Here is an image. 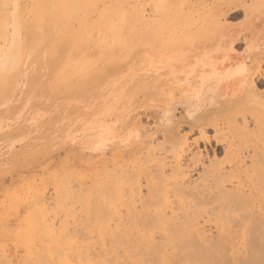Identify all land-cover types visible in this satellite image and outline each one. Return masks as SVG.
Wrapping results in <instances>:
<instances>
[{"label": "rangeland", "instance_id": "1", "mask_svg": "<svg viewBox=\"0 0 264 264\" xmlns=\"http://www.w3.org/2000/svg\"><path fill=\"white\" fill-rule=\"evenodd\" d=\"M13 1L15 0H0V19H2L0 20V45L5 44L4 42L7 40V35H9L10 24L12 21L11 17H13L16 7L20 22L24 19L25 22L30 23L32 19L30 15L33 14L34 16V14L38 12L37 6L44 2V0ZM56 1L57 0H45L47 4H55ZM65 1H70L68 3V15L64 16V18L62 17V20H67L68 25L66 24L65 26V22L61 21L58 23V20H55L53 23V26L55 25V32L48 33V25L45 23V20L38 24L35 21L34 24L38 27V31H40L39 34L41 35L39 36L44 40L47 39V41H45L47 45H45L46 48L44 49L45 53L43 55H46L44 56V68L42 70L45 75V80L42 79L40 84L33 83V81L29 84L27 83L24 88L20 87V92L16 90L10 92L9 88L8 90L0 88V99L3 98V100H6L5 104H3L0 108V264H2V262L6 264H47L48 261L45 260L47 259V256L50 258L48 260H52V262H49L50 264H54L53 262L55 260V263L61 264L63 259L65 260L62 261V264H69V258L71 261L70 264H72V262L73 264H107L109 262V264H112L111 256L113 257L117 254L120 255L121 249L124 247V243L135 244L134 242H136L138 245L145 248L152 245L154 242L156 244V241L158 244L159 239L162 241L163 237L166 238V233L171 235V233L174 232L172 230L173 227L166 232L167 229L162 230L161 227L158 228L156 225L152 224V226L150 225L151 227L147 226L146 228V225L142 226L143 223L140 222L142 224L141 225L137 222V218H139L138 214L140 216L147 214L149 211L153 215V202L148 201L144 204L143 202L136 200L137 202L135 201V203L130 202V210H127V207L124 205V201L122 199L126 198V194L128 193L126 188H124L125 190L116 188L114 193L115 198H111L109 194L106 193L109 191L110 187V172L109 170L107 171V169L111 166L110 162L112 159L117 160L118 162H116L115 166H117L120 162L119 166H117L114 171L116 172L118 168H121L125 173L129 172L128 174H131L130 171L132 170V176L129 175L130 177H133V174L135 175L137 170L141 173V170L146 169L148 166V163L145 161L133 163L128 153H125L122 150V147H115L118 150L113 154H110L111 151L109 148L95 149V141L103 139L106 132H108L107 135L110 134V131L106 129L108 125L105 121L106 119L104 118L107 116L108 108L110 106L111 108L113 106H120L119 103L114 102L112 96H115L120 89L127 91L129 95V98L125 102L126 105H128L127 116L125 117L126 122L125 124L118 123L117 125V128H119L120 131H125V141L127 144H135V136H139V138L146 140V142L148 139L151 140V136L154 140V144H159V142L163 141L162 134L164 133L167 135L176 133V137L178 136L176 139L179 138L180 140H183V137L187 136L189 141L192 138L197 137L198 131L190 132L189 124H192V117H188L185 111L195 107L193 102L199 97L202 98V96H204L203 92L205 89H207V91L220 90V94H223L228 90V86L231 85V83L228 85V81H224V79L228 74V71L234 67L233 64L238 66V69H241L246 68L245 65H249L253 59L264 60V42L259 45L257 50H251L246 45L247 39L251 36V29H248V27L244 24L249 23V15L246 12V8L250 7L249 5L251 0H88V2H94V6L93 3H86V6H88L87 8L90 7V9H87L84 5L79 11H75V15L73 13V19H71L73 17H71L72 8L77 10L76 3L81 0H63L62 2ZM85 1L83 0L84 3ZM180 1L181 3H179ZM101 5L102 8L100 9L99 7ZM92 7H94L97 12H95ZM157 8L158 11H156ZM111 9L113 10L110 11ZM162 10H164L163 13H161ZM110 12L111 14H109ZM96 14L98 15L97 17H95ZM122 15L124 17H122V22L120 21L118 23L117 21L119 20L114 21V19H119V16L121 17ZM93 17L97 19H95L94 22L92 21V23L89 22L91 19H94ZM104 17L107 18L103 20ZM110 17L112 20L109 19ZM143 17L146 19L143 20ZM107 19L110 20V24H112V26H115H109V20ZM95 22L97 23V26L91 32V29L96 24ZM114 22L116 23L114 24ZM145 23L146 25L144 27L143 24ZM20 24H22V22ZM116 24H119V32H116ZM107 25L108 27L106 30ZM262 25H264V23ZM262 25L259 26V32L254 36L255 40L260 39V37H263L262 40H264V28ZM142 26L144 27V30L142 29ZM221 26L226 28L225 32L229 33V35L232 31L236 32L235 35L237 34L238 38L233 41L231 40L232 49L231 51L229 50L230 56L228 57L231 61H228L226 66H220L221 55L207 53V50L214 47L221 39L220 37L222 36L216 34L217 29ZM100 29L101 32L99 33ZM138 29L140 30V33ZM177 29L181 31V34L180 32H177ZM255 29L257 28H254V30ZM21 30L23 33L24 29ZM142 30L144 33H141ZM108 31H110V33ZM171 31L174 33L176 32L177 36L180 34V36L177 38V36ZM115 32L118 34L116 35L117 37L114 35ZM146 32H150V35L147 34L149 35L147 36ZM74 33H76L75 39L73 36ZM80 33L82 35L81 39L84 41L80 40ZM89 33L91 36L90 38ZM243 33L244 35H242ZM3 34L6 35V37L3 36ZM86 34L89 39H84ZM140 34L141 38L139 39L137 36ZM129 36L131 37L128 39ZM91 38L93 40H91ZM95 38H97V40H95ZM157 39L162 41H160V43H156L159 42ZM72 41L74 45H72ZM166 41L167 43H170L167 44ZM187 41H191L196 44L188 46L187 53L184 52L186 54H177L175 59L169 62L167 61L168 64L170 63L169 66L172 65V62H174L172 66L175 69V73L167 75L164 69H155L152 67L153 62L156 61L153 56L156 55L158 57L157 60L160 61L166 54H170V48ZM171 42H173V44ZM133 44H136L138 48L134 50L135 53L132 55L131 60H125L126 56L132 53L129 52V48ZM87 46L89 47L87 48ZM76 47L78 49L80 48L79 51ZM137 49L139 50L137 51ZM143 49H146L145 51L148 52L145 54L147 57L146 59L145 56L142 55L143 51L139 52ZM155 49H157V51H154ZM80 52H83V56ZM205 54H207V58L213 63V66H206V63L204 62V64H200L201 59L199 58L204 59ZM33 55H37V53ZM67 55L74 56V59L76 58L78 61L83 57L84 61H87L88 59V62L90 63L88 65L87 63L84 64V62H82V65L79 64L81 65L80 68L77 66L80 61L78 62L76 60L77 63L71 71L66 70L61 74V71L57 69L63 64L65 56ZM167 57L169 58L170 55ZM96 58L100 62L102 61V63L99 61L94 63L89 61ZM92 64L94 65L92 66ZM74 68L76 70L80 69L75 71ZM202 69L205 75L204 78L195 80L194 75L199 74ZM183 74L187 77L193 76L191 82L193 85H198V89L192 95V97L196 98H193V100L190 99L192 103L191 105H187L188 100L184 101L183 99H179V92L184 91L182 88L184 87L182 86ZM55 75L62 77L60 82H53L54 79L52 77ZM64 75L67 78H65ZM9 76L10 74H5L3 76L0 75V84L3 83ZM3 78L5 80H3ZM260 80L262 79L255 78L253 83L254 85L252 84L255 88L257 97H253L252 102L241 103L239 107L240 109L238 111H243L242 113L245 114L244 123L241 120V114H237L233 117L237 123L236 129H231L230 131V135H235L237 138V140L234 141L233 151H236L235 149H239L241 152V158H247V155H251L252 149H255L257 157L261 160L264 159V81ZM235 84L236 82L233 85ZM30 91L34 93L36 92L37 95L35 98L31 99L27 97V94ZM249 92L250 91L245 92V95L240 94L242 97L238 96L235 99L241 100L244 96L248 95ZM14 94H18L19 98L14 99L12 97ZM83 95L87 96L84 101H80L78 97ZM7 96H10L9 100L5 98ZM87 97H90V100H88ZM112 102H114V104ZM213 109L214 108H209L204 111H210ZM232 109L233 106L224 112H229V110ZM113 113H115L114 115H117L118 111H114ZM167 116H169L171 118L170 121H172L167 128H164L158 124V119L164 121L163 119ZM128 130L130 131L131 139H128L130 136L127 135ZM206 134L208 136H212L213 131L208 128L206 130ZM172 141L173 140H166L164 145H166V143L171 144ZM212 146L213 149L217 148V150H219L220 148L213 142ZM196 149L197 148L193 145L192 151H195ZM201 149H203V143L199 144V150ZM122 155L124 156L121 157ZM158 155L166 156V160L172 159V153L170 154V152L164 153L163 151H160V154H157V156ZM122 158H124L125 161L127 160L126 162L124 161L123 166H121V162L123 160ZM209 158H212L211 151H209L207 156L203 157L202 161L204 165L208 164L210 160ZM216 158L223 159L224 153L220 151L216 155ZM246 158L244 161L245 166L242 165L240 169H248L246 172L248 174L245 172L241 173V176L243 175L241 181L250 182L249 179H251V181L253 180L254 182L256 175H254V177L252 172L249 171L251 168L248 166L249 161L247 160L248 158ZM259 163L257 164L259 170L264 169V165H259ZM128 164L129 166H127ZM124 166H126V168ZM225 168L228 169L227 166ZM114 171L113 173H115ZM118 172L119 171H117V173ZM138 172L137 174H139ZM199 173L200 168L190 172V178L188 179L192 182L188 181L190 185H193V180H197ZM117 175L118 174H116V176ZM247 179L248 181H246ZM141 184L144 187L143 179H141ZM235 184L236 183H234V185ZM225 187L230 188L231 185L229 186V184H227ZM244 190L246 194L248 192L246 190L248 189L244 187ZM144 191L145 190L142 189V194L145 193ZM93 192L95 195H92ZM106 196L108 199H105L107 198ZM173 198L175 197H171L170 199L173 200ZM234 204L235 203L230 205L229 203L231 206V212L229 211L227 214L229 213L231 216L234 214L233 217L236 216L235 218L238 221L232 217L233 221L236 220L238 222L237 224L241 225V228L240 225L237 226L235 223V229V227H233V223L229 222L225 224L226 226L224 225L225 227L221 226V224L224 221H227L230 217H227L226 213L225 217L227 220H224V217L220 215V218H223H221L220 221L218 220L219 222L213 221V217L214 219L217 217L216 221L217 219H220L217 215L221 213L219 210H216V217L211 215L210 211L207 210V207L209 208L210 205H207V207L204 208L206 210L201 208V210H195L196 212L189 209L187 217L192 220V222H190L192 223V227L187 226L186 222V224H179L177 227H179L182 231H179L178 228V235H176L177 231L175 232L176 234L173 233L172 235L177 236L176 239H172L169 236L170 241H167L170 244L166 241V239L164 243L162 242V244H166L165 242H167L170 247L168 244L163 246L159 243L160 247L167 252L173 251L175 250V246L177 249L178 245L180 246L182 243L185 244L187 240L188 242L186 243L188 244L191 240H197L198 233H200L204 236V239L208 237L210 239L208 238V241L207 239H203L204 244H201L200 242L197 243L202 246V248H205L203 246L207 247L209 244L211 245L210 248L208 246L207 249H202L199 245H196L197 248L196 246L185 245L189 247H187L188 250L186 248L185 250H187L188 256L195 259L197 262L199 261V257H197L195 252L200 251L202 254L203 252L204 254H210V258L208 255L206 256L209 259L208 261H202L201 259V264H228V262H231V264H240L237 260L239 261L243 258L250 257V255L247 256L248 254H246V252H250L247 250H245L246 252L244 251L246 247H249L252 254H256L258 258L262 257V261H259L261 259H257V261L264 264V251H262L264 250L262 249L264 247L261 248V246H264L262 244L264 242V221L260 219V223L258 225L262 223V226H256L258 234H261L260 236H262L259 237L261 240L256 238L254 235H251L252 233L249 232L248 233L251 235L249 239L246 237L247 239L245 238V240H243L245 237V230L242 228L243 226L241 222H243L242 218H245L246 214L243 211L238 213L237 208L241 210L240 205ZM151 205L152 207H149ZM174 205L176 207V204ZM96 206L98 209H95ZM105 206L107 209H105ZM249 206L250 203H248V208L250 209L248 210L252 212L253 215H255L253 212L258 213L257 216L259 218L260 214L257 208L259 209V206H262L261 208L264 209V200L261 198L260 200L255 201L253 204V207L255 208L251 205L253 209ZM101 208H103V210ZM99 209L102 210L101 217ZM109 209L111 210L109 211ZM143 209L145 212L142 213ZM95 210L96 212H93ZM107 211L109 212V215L105 213ZM150 213H148L147 216H149ZM181 215L182 214L179 216ZM241 215L243 217H241ZM166 216H169V214L167 213ZM135 217L137 218L135 219ZM182 217L183 216H181V218ZM245 219L247 220L248 218L246 217ZM252 220H254V217ZM214 223L219 225V227L216 224L213 225ZM185 226H187V228L189 227V229L187 230ZM212 226H214L215 229ZM185 228L186 230H184ZM231 229H233V234L236 233L235 235H232V231L230 232ZM245 229L247 228L245 227ZM251 230H253V228L249 229L250 232ZM61 231L64 232L62 233ZM247 231L245 232L247 233ZM100 233L102 234L100 235ZM150 233H155V235H151ZM216 233L219 234L216 236ZM229 233H231V237L233 236L231 240H229V238H231ZM116 234H118L119 237H115ZM128 234L132 235L131 238ZM61 235L68 237L65 238ZM192 235L195 237H191ZM223 235L224 239L222 238ZM94 236L97 237L95 238ZM113 236L117 238V241L123 242L115 243L114 246L113 243L116 239ZM179 236H181L182 239L179 238ZM215 236L219 238L215 239L218 243H216L213 239ZM62 237L65 238V241H59L57 239H61ZM106 238L110 241V243L107 242L108 240ZM71 239L72 241L75 240L74 243ZM239 239H241V241H239ZM174 240L177 242V245ZM257 240L262 241V243L260 242L261 249L259 248L260 244L257 245L258 243L253 246V242H257ZM251 241L253 242L251 243ZM143 242L144 244H142ZM227 242H230L233 246ZM78 244L83 245L79 246ZM137 244H135V246H138ZM213 244L218 245L217 247H222L220 248L222 250H217L218 248H216L215 245L214 247ZM59 245L60 247H58ZM212 246L214 250L216 249V252H211ZM66 247L68 249H66ZM166 247H169V249L167 250ZM44 248H46V250ZM61 249L62 251L60 252ZM107 250L112 252L111 256L107 253ZM66 251L68 252V256L71 253L70 256L72 258L67 256ZM96 251L98 252L97 255H95V253H97ZM221 251H223L224 255H226V252L229 254H227L226 257L230 259L228 260L225 258L227 260L226 262L223 260L224 257L219 256V252L222 253ZM191 252L195 253L196 256H193L194 254ZM61 253H63L62 258L57 256V254L61 255ZM45 254L47 255L46 257ZM74 254H76L77 257L74 256L75 258H73ZM86 254L90 256H87ZM150 254L151 253H149V255ZM204 254L202 255L203 259L206 258ZM214 255H216V259L219 257V260L214 259ZM232 255L235 257H232ZM237 256L242 259H237ZM25 257L26 259H24ZM57 258H60V262ZM105 258H109L110 261L107 260L109 262L106 261L103 263ZM221 258L222 260H220ZM250 259V261L247 259L246 261L251 264H253L252 262H254V264L257 263L256 260H253V256H251ZM89 260H92V262H89ZM170 260L175 261H172V264H183V261L178 262L179 259H177L176 256L173 259H167V264H171ZM149 262H153V259ZM184 263L193 264L194 262H190L187 259ZM242 263H244L243 260Z\"/></svg>", "mask_w": 264, "mask_h": 264}, {"label": "bare ground", "instance_id": "2", "mask_svg": "<svg viewBox=\"0 0 264 264\" xmlns=\"http://www.w3.org/2000/svg\"><path fill=\"white\" fill-rule=\"evenodd\" d=\"M62 1L63 0H57L55 2V4H52V3L51 4H47V2H45V0H44V2L41 5L37 6L38 12L36 14H34V16H33V14L30 15L32 17L30 23L25 22L24 19H22V21H21L22 24H20L21 22L19 20L18 12L16 11V9H17V7H16V9L14 10V15H13V17H11V20H12L11 21V24H10V31L11 32L9 31V35H7V40L5 39L6 41L4 42L5 44L0 45V75L3 76L5 74L6 75L10 74V76L6 80L3 78V80H5V81L0 84V88L1 89L8 90V88H9L10 89V92L13 91V90H16V91L20 92L21 91L20 87L24 88V86L27 85V83L29 84L30 82L33 81V83L40 84L42 82V79L45 78L44 72H42V70L44 68L43 61H44V56L46 54L45 55H43V54L45 53L44 52V49L46 48L45 45H47V43L45 41H47V39L44 40L43 38H41L39 36V35H41V34H39L40 31H38V27H36V25H34V24H35V21L38 24V23H41V21L45 20L46 21L45 23L48 25L47 26L48 33L55 32V25L53 26V23H54L55 20H58L57 21L58 23H60L61 21L65 22V26H66V24L68 25L67 20H62V17L64 18V16L68 15L67 14L68 13V3L70 1H68V2L67 1L62 2ZM90 1H92V0H90ZM90 1L88 2V0H86L85 3H84L83 0H81V1L77 2L76 3L77 6L75 4L77 10H75L74 8H72L71 17L72 16L73 17L71 19L74 18V15L76 14V12L79 11L81 8H83L84 5L87 8L88 7V6H86L87 4L93 3V6H94V2H90ZM107 1H105V2H107ZM160 1H158V2H160ZM13 2H16V0L13 1ZM100 3H101V1H100ZM179 3H181V1ZM16 5H18V4H16ZM102 5L99 7L100 9L102 8ZM249 6L250 7L246 8V12L249 15V18H248L249 19L248 20L249 23L244 24V25L247 26L248 29H251V36H250L249 39H247L246 45L251 50H257L258 47H259V45L262 42H264V40H262L263 37L262 38L260 37V39H256V40L254 38L255 34H257L259 32V29H260L259 26H261L264 23V0L263 1L262 0H251ZM110 7H112V6H110ZM92 8H93V10L95 12H97L94 9V7H92ZM137 8H139V7H137ZM158 8H159V6H158ZM158 8H157L156 11H158ZM87 9H90V7L87 8ZM87 9H85V10H87ZM97 10H98V8H97ZM112 10L113 9H111L110 11H112ZM116 11H118V10H116ZM163 11L164 10H162L161 13H163ZM12 12H13V10H12ZM132 12H133V10H132ZM134 12H136V11H134ZM139 12H140V10H139ZM144 12H145V10H144ZM73 13H74V15H73ZM109 14H111V12ZM2 15H3V13H2ZM24 15H25V13H24ZM119 15H120V13H119ZM97 16L98 15L96 14L95 17H97ZM122 17H123V15L121 17L119 16V19H114V18L113 19H114V21L119 20V21H117L119 23L120 21L121 22L123 21V18L124 17L123 18ZM105 18H107V17H104L103 20H105ZM137 18H138V16H137ZM95 19H97V18H94L93 20L91 19L89 22L92 23V21L94 22ZM109 19H111V17ZM109 19H107V20H109ZM145 19L143 17V20H145ZM252 19H254V20H252ZM0 20H2V19H0ZM37 20H40V21H37ZM136 20H138V19H136ZM199 20H200V18H199ZM199 20H198V22H199ZM87 21H86V23H87ZM115 23L116 22H114V24ZM109 24H110V20H109ZM116 25H117V30L116 29L115 30H116V32H119L118 31L119 30V28H118L119 24H116ZM143 25L145 27L146 23L143 24ZM96 26H97V23L91 29V32L95 29ZM109 26H112V24H110ZM114 26H112V27H114ZM120 26H122V25H120ZM249 26H250V28H249ZM107 27H108V25L106 26V30H107ZM144 27L142 28L143 30H144ZM262 27L264 28V25H262ZM98 28H99V26H98ZM101 28H103V27H101ZM150 28H151V26H150ZM254 28H257V29L254 30ZM21 29H24V32L23 33H22V30ZM41 29H42V27H41ZM174 29H175V27H174ZM179 29H180V27H179ZM6 30H7V28H6ZM143 30H142L141 33H144ZM145 30H146V28H145ZM132 31H134V30H132ZM138 31L140 33V30L139 29H138ZM225 31H226V28H224L222 26L217 29L216 34H219V36H222V37H220L221 39L219 40V42L214 47H212V48H210V49L207 50V53L208 54H210V53L212 54L213 53V54H219V55H221V58H220L221 65L220 66H226L227 63H228V61H231V59L228 58L230 56L229 50L231 51V49H232L231 48L232 47V41L238 39L237 38V34L235 35L236 32L232 31V33H230V35H229V33L225 32ZM100 32H101V29L99 30V33ZM108 32L110 33V31H108ZM116 32L114 33L115 36L118 35V34H116ZM171 32L174 33L173 31H171ZM177 32H180V34H181V31L178 30ZM90 33H89V38L91 37L90 36ZM147 34L150 35V32L149 33L146 32V35ZM174 34L176 35L177 33L175 32ZM180 34L178 36H180ZM75 35H76V33L73 34L74 39L76 38ZM80 35H81V33H80ZM149 35H147V36H149ZM242 35H244V33ZM3 36L6 37V35H4V34H3ZM85 36H84V39L87 38V34ZM107 36H108V34H107ZM178 36H177V38H178ZM96 37H97V34H96ZM130 37L131 36H129L128 39ZM81 38H82V35L80 37V40H82ZM89 38H87V39H89ZM93 38H94V36H93ZM107 38H109V37H107ZM137 38L140 39L141 38V34L138 35ZM170 39H171V37H170ZM91 40H93V39L91 38ZM95 40H97V38H95ZM114 40H116V39H114ZM187 40H189V39H187ZM82 41H84V40H82ZM158 41L159 42H156V40H155L156 43H160V41H162V40H158ZM132 42H133V40H132ZM166 43H167V41H166ZM169 43H167V44H169ZM171 43L173 44V42H171ZM192 44H196V43H193L191 41L190 42L187 41V42H183L182 44L175 45L174 47L170 48V52H169L170 54H168V55H170V57L168 58L167 57L168 55L166 54L162 58V60H160V61L157 60L158 57L156 55L153 56V57H155V60L156 61L153 62L152 67H154L155 69H159V68L160 69H164V71H165V73L167 75L168 74H171V73H175V69L172 66L174 64V62H172V65H170V66H169L170 63L168 64V62L171 61V60H173V59H175V57H176L177 54H180V53L186 54L187 53V47L190 46V45H192ZM41 45H44V46H41ZM72 45H74L73 41H72ZM132 46H133V48H132ZM132 46H130V48H132V49L129 48V50H130L129 52H132V53L131 54H128L126 56L125 60H127V59L128 60H131L132 59V55L135 53L134 50L136 48H138L136 44H133ZM72 47L75 48L74 46H72ZM72 47H71V49H72ZM88 47L89 46H87V48ZM79 49H78V51H79ZM138 50L139 49H137V51ZM145 50L146 49H143V50H140L139 52L143 51L142 52V55L145 56V54L148 53ZM154 51H157V49H155ZM184 52H186V53H184ZM35 53H37V55H33ZM80 54H82V56H83V52H80ZM146 58L147 57L145 56V59ZM199 59H201L200 60L201 61L200 64H202L204 62V63H206V66H209V67L210 66H213V63L210 62V60H208L207 54L204 55V59L203 58H199ZM76 60L78 61V59H76V58L74 59V56H72V55L65 56V61L60 66V68L58 67L57 70H60L61 71L60 72L61 74H62V72L66 71V70L71 71L72 68L74 67V65L77 63ZM79 61H78L79 63L77 64L78 67H80L82 65V62H84V64L87 63L88 65L90 63V62H88V59H87V61H84L83 57H82V59H79ZM89 61H91L92 63H94V62H97L99 60L96 58V59L89 60ZM100 63H102V61ZM79 64H81V65H79ZM93 65L94 64H92V66ZM214 65H216V64H214ZM216 66H218V65H216ZM233 66L234 67H232V69H230L228 71V74L226 75V77L224 79V81H228V85H230V83H231V85L228 86V90L225 93L220 94L221 93V92H219L220 90H218V91L217 90H208L207 91V89H205V91L203 92L204 93V96H202V98L199 97L197 100H195L193 102V105L195 107H193V109H190V110H186L185 111L186 112V115L188 117H190V116L192 117L191 118L192 124H189L190 125L189 126L190 132H192V131H198L197 137H194V138H192L189 141H188V137L187 136L183 137L184 138L183 140H180L179 138L176 139L178 137V136L176 137V133H172V134H168V135L164 133V134H162L163 141H161L162 143L159 142V144H154V140H153V138H151V136H150V139L151 140H149L148 139L149 137H148L147 139L149 141L147 140V142H146V140H144V139L142 140L141 138H139V136H135L134 137L135 138L134 139L135 140V144H129V143L127 144L126 141H125V134H126L125 131H120L119 128H117V125H118V123L119 124H125V122H126L125 117L127 116V111H128L127 106L128 105H126L125 102L129 98V95H128V92L127 91H125L123 89H120L115 94V96H112V98L114 99V102L119 103L120 106H121V108H120V106H116V107L113 106L112 108L110 106L108 108L107 116H105L104 118L106 119L105 121H106V123L108 125V127H106V129H108L110 131V134L107 135L108 132H106L105 133V136L107 135L106 137L104 136L103 139L96 140L95 141V149L97 150V149H101V148H109L110 151H111V153L110 152L109 153L110 154H113V153L117 152V150H118L115 147H122L123 148L122 150L125 153H128V155H129V157H130V159L132 160L133 163H137L138 161H141V162L142 161H145V162L148 163V166H147L146 169H142L141 170V173H139L140 171L138 172V170H137V172L139 174H137V172H136L135 175L133 174V177H130V176H132V172H131L132 170L130 171L131 174H128L129 172L128 173H125L124 170L121 169V168H118L117 169V171H119L118 173H117V171L115 172L114 170H115V168L117 166H119L120 162H119V164H117V166H115L117 160H114V159L111 160V162H110L111 163L110 164L111 166L109 167V169H107V171L109 170V172H110L109 173L110 174V181H109L110 187H109V191L107 190L108 192H106V191L105 192L108 193L109 196L112 198V197H114V193L116 191V188H119V189L121 188V190H123L124 188H126V190H127L128 193L126 194V198H122V199L124 201V205L127 207V210H130V206H131L130 205V202L135 203L136 200H139V201L143 202L144 204H146L148 201L149 202L150 201L153 202V208H154L153 215L148 211L147 214L150 213L149 216H147V214H143V215H140L139 216V214H138V217L139 218L135 217V219L137 218L138 221L137 220H134V221H137L139 224L143 223V225L141 224L142 226L146 225V228H147V226H150V225L152 226V224H153V225L158 226V228L161 227L162 230H166L167 229L166 232L168 230H170L171 227H173V228L176 227L174 229L172 228V230L174 231L173 233L176 234L175 232L179 228L177 226L179 224H181V223H185L186 222L187 224L186 223L185 224L187 226L192 227V223H190V222H192V220L189 219V217H187V215L189 213V209H191L192 211H195L197 209H200L201 210V208L204 209V208L207 207V205H210L209 208L207 207V210L210 211L211 215H213V216L216 217L217 213L215 211L216 210H219L221 214H218L217 216L220 218V215H221V216L224 217V220H225L226 219L225 213H226V216L227 217H229V216L231 218L233 217L234 214L231 216L229 213H228L229 214L228 215L227 212L230 211V207H231L230 205L233 204V203H235L234 205H240V209L241 210H239L237 208L238 213H240V211H243L246 214L245 218L246 217L248 218L247 220L245 218H242L243 219V222H241L242 220L240 221L241 224H242V226H243L242 228H244L245 231L248 230L247 233L243 230L244 233H245V235L243 234L245 236L243 240H245L246 237H248V239H249V237L251 235H254L256 238H258V239L261 240V238H259V237H262V236H260L261 234L260 235L258 234V230H256V229H257V227L262 226V223L260 225H258V224L260 223V219L262 221H264V209L261 208L262 206L261 207L259 206V209L257 208V210H259L260 217L258 218V216H257L258 213L253 212L256 215V217H255V215H253L252 212L249 211L250 209L248 208V203H250V206L249 207H251V205L253 207V204L255 203V201L260 200L261 198L264 200V169L259 170V168L257 166V164L259 162H260L259 165L262 164V166H263L264 165L263 164L264 163V159L261 160L260 158H258L257 157L256 150L255 149H252L251 155H247V158L248 159L246 157L245 158L249 161L248 166L251 168V169L249 168L250 169L249 171L252 172L253 176L256 175V179H254V182H253V180L251 181V179H249L250 182H242L241 181V178H242L243 175L241 176V173H244V172L246 173L248 169H246L245 167H244L245 170L244 169H240V167L242 165H244L245 158H241L240 157L241 156V152H240L239 149H235L236 151H233L234 141L237 140V138H236L235 135L234 136H231L230 135V131H231V129H236V127H237L236 120L233 118L237 114H241V116H242V119L241 120L244 123L245 114L242 113L243 111H238L240 109L239 107H240L241 103L252 102L253 97H257V95L255 93L256 92L255 91V88L253 87V85H254L253 83L255 81V78H260V79H262L264 81V60L262 61V60H259V59L258 60H254L253 59L252 62L249 65H245L246 68H241V69H238V66H236L235 64H233ZM79 69H77V70L75 69V71H78ZM204 76L205 75H204L203 69H202L199 74L194 75V79L195 80H199V78L203 79ZM52 78L54 79L53 82H56V81L60 82L62 77L55 75ZM65 78H67V77L65 76ZM192 79H193V76H191V77L188 76L187 77V76H184V74H183L182 86H184V87H182V88L184 89V91L179 92V99L180 100L183 99L184 101L185 100H188V104L187 105H191L192 104L191 101H190V99L193 100V98H196V97H192V95L198 89V85H193V83L191 82ZM65 80H68V79H65ZM262 80H260V81H262ZM235 82H236V84L233 85ZM251 85H252V87H251ZM248 91H250L249 94L246 95V96H244V98H242L241 100H238V99L236 100L235 99L238 96H240V94L245 95V92H248ZM27 95H28L27 97L33 99V98L36 97L37 94H36V92L34 93V92L30 91V92H28ZM78 95H81V94H78ZM242 95L240 97H242ZM2 96H4V95H2ZM86 96L87 95L80 96V97H78V99L80 101H84L85 98H86ZM12 97L14 99H18L19 98V95L18 94H14V95H12ZM5 98H7L9 100L10 99V96H7ZM71 98H72V96H71ZM87 99L90 100V97H87ZM5 102H6V100H3V98L0 99V108L2 107L3 104H5ZM114 102H112V103L114 104ZM232 106H233V109L232 110H229V112H226V113L224 112L225 110L230 109ZM209 108H214V109L213 110H210V111L209 110L204 111L205 109H209ZM233 110H234V112H233ZM114 111H116V112L118 111V114L117 115H114L115 114V113H113ZM170 119L171 118L169 116H167L165 119H163L164 121L158 119V121H159L158 124L160 126H163L164 128H167L170 125L171 121H172V120L170 121ZM208 128L213 131V135L212 136H208L206 134V130ZM114 129H116V130H114ZM127 135L128 136L130 135L128 137V139H131V134H130V131L129 130L127 132ZM166 140H173V141H172L171 144H167L166 143V145H168V146H166V145H164L165 142H166ZM212 142L215 143L216 146H219L220 147L219 150L224 153V158L223 159H217L216 158V155L220 151L217 150V148H214L213 149ZM200 143H203V149H201V150H199V144ZM193 145L195 146V148H197L195 151H192ZM160 151H163L164 153H167V152H170V154L172 153V159L171 160H166L167 157L164 156V155L163 156H159V155L157 156V154H160ZM209 151L212 152V158L211 159L209 158L210 160H209L208 164L204 165L202 159H203L204 156H207L208 155ZM242 153H244V152H242ZM123 156L124 155H122L121 157H123ZM122 159L123 160L121 162V166L124 165V161H125L124 158H122ZM169 159H170V157H169ZM127 166H129V164ZM226 166L228 167V169L225 168ZM124 167L126 168V166H124ZM198 168H200V173L198 175V178L195 181L193 180V185H190V183H188V181H189L188 179L190 178L189 177L190 176V172H192L195 169L197 170ZM113 171L115 173H113ZM116 174H118V175L116 176ZM246 174H248V173H246ZM249 176H250V174H249ZM250 178H251V176H250ZM141 179H143L144 187L141 184ZM246 181H248V179ZM189 182H191V181H189ZM226 183L229 184V186L231 185V187L230 188L229 187L226 188L225 187V186H227ZM234 183H236V184L234 185ZM244 187H246V189H248V190H246V191H248L246 194L244 192L245 191L244 190ZM142 189L145 190L144 191L145 193L143 192L145 195L142 194ZM93 194H94V192L92 193V195ZM108 194H107V196H108ZM108 197L105 198V199H108ZM171 197H175V198H173V200H172V199H170ZM174 199H176V200H174ZM139 201H138V203H139ZM229 203H230V205H229ZM256 203H259V202H256ZM112 204H113V202H112ZM122 204H123V202H122ZM174 204H176V207H175ZM147 205H149V204H147ZM234 205H232V206H234ZM258 205H260V204H258ZM149 207H152V205L149 206ZM103 208H101V209L103 210ZM142 208H144V207H142ZM253 208H255V207H253ZM95 209H98L97 206H96ZM101 209H99L100 217L102 215V213H101L102 210ZM105 209H107L106 206H105ZM144 209L142 210V213L145 212ZM67 210H68V208H67ZM110 210L111 209H109V211ZM204 210H206V209H204ZM212 211H213V213H212ZM93 212H96V210L93 211ZM93 212H92V214H93ZM105 213L107 215H109L108 214L109 213L108 211L105 212ZM133 213H134V211H133ZM167 213L169 214V216H166ZM180 214H182L181 215V216H183L182 218H181V216H179ZM196 214H198V213H196ZM150 215L152 216V218H151ZM192 216H193V213H192ZM194 216H195V214H194ZM202 216H203V214H202ZM223 217H221V218H223ZM230 217L228 218V220L226 219L227 221H224L221 224V226H224L228 222L229 223H233V225L235 223H236L237 226L240 225V224H237L238 223L237 222L238 220L235 218L236 216L233 217V218H235L237 220V221L235 220L236 222L233 221V218L231 219ZM241 217H243V216L241 215ZM253 217H254V220H252ZM28 218H30V217H28ZM211 218H212V216H211ZM216 218L214 219V217H213L212 218L213 221L219 222L221 220V218H220V219H217V221H216ZM185 219H187V220H185ZM131 222H132V220H131ZM215 224L216 223H214L213 225H215ZM236 225H234L233 227H235ZM187 226H185V227L187 228ZM217 226L219 227V225H217ZM212 227H214V226H212ZM245 227L247 229H245ZM46 228H47V226H46ZM186 228L184 230H186ZM240 228H241V225H240ZM251 228H253L254 231L251 230V232H250L249 229H251ZM188 229H189V227L187 228V230ZM214 229H215V227H214ZM235 229H236V227H235ZM179 231H182V230L179 228ZM179 231H177V234L176 235H178ZM216 231H217V229H216ZM231 231H232V235H235L236 234V233L233 234L234 233L233 232V229H231L230 232ZM98 232H100V231H98ZM248 232L249 233H252V234L250 235ZM163 233H164V231H163ZM173 233H171V235L168 234V233H166V235L164 234L166 236V238L163 237L162 238V241L159 239L158 244H157V241H156V244L154 242L152 245H150L148 247H145V248L141 247L136 242H134V243L137 244L138 246H135V244H132V243L131 244H128V243L125 244L124 243L123 244L124 247L121 249V254L120 255L117 254V255H114L112 257L111 256V254H112L111 251H108L107 250V253L111 256L112 264H167V259H173L175 256L177 257V259H179L178 262H180V261L182 262L183 261V264H185L184 261L187 260V259L190 262H194L193 264H201L200 263L201 259H202V261H204V260H207L208 261L209 260L208 257H209L210 254H204V252H203V254H204L205 257L208 255V257H206V258L203 259V256H202L203 254L200 251L195 252L196 255H197V257L200 258V259L198 258V260H199L198 262L199 263L197 261H195V259H193V258H191V257L188 256L187 250H188L189 247L188 246H185V245H189V246H194L195 247L196 245H199L197 242H200L201 244H204V241H203L204 236L201 235L200 233H198V236H197L198 239L197 240H195V239H194V241L191 240V242L189 241V244L186 243V242H188V240H187L185 242V244L182 243L183 245L182 244L180 246L178 245L177 249H176V246L174 245L175 246V250H173V251H170V252L164 251V249L162 247H160V244H162V242L164 243L165 239H166V241L167 240L170 241V239H169L170 237L172 239H176L177 236H175V235H174L175 237L172 236ZM191 233H192V231H191ZM203 233H205V232H203ZM219 233H216V236ZM225 233H227V232H225ZM225 233H224V235H225ZM101 234L102 233H100V235ZM131 234H132V232H131ZM145 234H146V232H145ZM153 234L155 235V233H153ZM153 234H151V235H153ZM59 235H60V232H59ZM114 235H115V233H114ZM128 235H130V234H128ZM220 235H221V233H220ZM224 235L222 237L223 239H224ZM230 235H231V233H229V236ZM61 236H63V235H61ZM131 236L132 235H130V238H131ZM216 236H215V238L213 237L214 240L218 238ZM63 237L66 238L68 236H63ZM115 237H119V235L116 234ZM120 237H122V236H120ZM158 237H159V235H158ZM161 237H162V235H161ZM191 237L194 238L195 236L192 235ZM232 237L229 238V240H231ZM241 237H243V236H241ZM62 238L61 239L60 238H57V239L59 241H62V240L65 241V238H63V239ZM134 238H135V236H134ZM179 238L182 239L181 236H179ZM193 238H191V239H193ZM208 238H205L204 240L207 239V241H208ZM115 239L116 240L113 243L114 246H115V243H121V242H123V241H117V238H115ZM172 239H171V241H172ZM241 239H239V241H241ZM260 240H257V242L256 241L255 242L251 241V243L253 242V246L256 243H258L257 245H259L260 242L262 243V241H260ZM71 241H72V239H71ZM74 241H72V242L74 243ZM195 241H196V243H195ZM215 241H216V243H218L217 240H215ZM107 242L110 243L109 240ZM167 242H165V243L168 244L169 242L168 243ZM174 242H176V241L174 240ZM230 242H227V243H230ZM243 242H247V241H243ZM213 243H215V242H213ZM103 244H106V243H103ZM142 244H144V242ZM166 244H162V245L164 246ZM169 244H168V246L170 247ZM175 244L177 245V242ZM215 244H213V246ZM223 244H224V242H223ZM225 244H226V242H225ZM262 244L264 245V242ZM82 245H79V246H82ZM230 245H232V244L230 243ZM257 245H255V246H257ZM143 246H145V245H143ZM208 246L210 248L211 245L208 244L207 247L206 246H203L205 248H202V246H200V247L202 249H207ZM213 246H212L211 252H216L215 251L216 249L214 250L213 249ZM215 246H216V248H218L217 250H219V251L222 250V249H220L222 247H217L218 245H215ZM244 246H245V244H244ZM260 246H261V244L259 245V248H260ZM58 247H60V245ZM86 247H87V245H86ZM111 247H113V246H111ZM169 247L168 248L166 247L167 250L169 249ZM262 247H264V246H261V248ZM90 248H92V247H90ZM185 248L187 250H185ZM196 248H197V246H196ZM246 248H248V249H246ZM246 248L244 249V251L247 250L248 252H250V253H247L245 251L246 254H248L247 256L250 255V257L251 256L254 257L253 260H256L257 261V259H261L262 258V257L261 258H258V256H256V254L254 255V253L252 254V251H251V249H249V247H246ZM44 249L46 250V248H44ZM44 249H42V250H44ZM66 249H68V248L66 247ZM262 249H264V248H262ZM61 251H62V249L60 250V252ZM97 251H99V250H97ZM223 251H224V249H223ZM223 251H221L222 253L219 252V256L224 257L223 260H225L224 262H226L227 260L225 258H227L226 256H227L228 253L226 252L225 253L226 255H224L223 254ZM262 251H264V250H262ZM148 252L151 253L152 255L151 254L149 255ZM245 252H244V254H245ZM103 253H105V252H103ZM173 253H175V254H173ZM191 253H193V252H191ZM195 253H193L194 255L193 254L192 255L193 256H196ZM217 253H218V251H217ZM260 253H263V252H260ZM62 254L63 253H61V255H58L57 254V256H59L60 258H62ZM70 254H69V256H70ZM97 254H98V252L95 253V255H97ZM113 254H114V250H113ZM220 254H222V255H220ZM235 254H236V252H235ZM46 256L47 255L45 254V257ZM67 256H68V252H67ZM74 256H76V254L73 255V258H75ZM87 256H90V255H87ZM201 256H202V258H201ZM214 256H215L214 259H216V255H214ZM233 256L234 255H232V257ZM255 256H256V259H255ZM103 257H104V255H103ZM237 257H238L237 259H240L241 258L239 256H237ZM250 257H248V258L246 257V258H243V259L241 258L244 263H242V260H239V261L237 259H235V260H237L238 263L240 262V264H245L246 262H248V261L251 260ZM46 258L47 259H45V260L48 261L47 264H50L49 262H52V260H48V259H50L49 256H47ZM60 258L59 259L57 258V260L59 261ZM24 259H26V257ZM87 259H89V258H87ZM152 259H153V262H149ZM217 259L219 260V257H217ZM227 259L229 260L230 258H227ZM246 259L248 261H246ZM2 260H3V258H2ZM63 260H65V259H63ZM92 260H89V262L90 261L92 262ZM104 260H103V263L106 262L107 260H109V258L108 259L105 258ZM220 260H222V258ZM55 261L53 263L54 264H57V263H55ZM62 261H61V264L63 263ZM109 261H107V262H109ZM172 261L175 262L174 260H172ZM172 261L170 260L171 264H172ZM259 261H262V259L259 260ZM68 262L70 264V262H71L70 261V258H69V261ZM3 263L4 262H2V264ZM98 263H102V262H98ZM109 263H107V264H109ZM252 263L254 264V262H252ZM260 263L261 262H258L257 261V263H255V264H260ZM4 264H6V263H4ZM72 264H73V262H72ZM76 264H78V263H76ZM228 264H231V262L230 263L228 262ZM246 264H251V263L248 262Z\"/></svg>", "mask_w": 264, "mask_h": 264}]
</instances>
